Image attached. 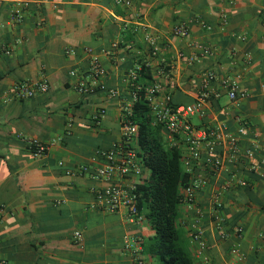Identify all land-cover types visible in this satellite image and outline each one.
<instances>
[{
  "label": "crops",
  "instance_id": "0c3cea01",
  "mask_svg": "<svg viewBox=\"0 0 264 264\" xmlns=\"http://www.w3.org/2000/svg\"><path fill=\"white\" fill-rule=\"evenodd\" d=\"M123 1L0 0V44L10 51L0 56V264H126L123 236H134L141 244L152 236L147 221L132 225L124 211L96 206L95 192L106 182L78 171L103 165L91 157L120 138L124 106L132 97L129 76L141 62L160 85L158 95L178 106L195 102L208 71L238 79L247 93L235 108L213 82L212 94L218 96L208 101L206 117L188 121L196 128L224 124L228 131L244 121L248 131L241 146H259L252 160L256 169L245 163L235 177L246 186L220 196L218 227L210 198L231 181L230 175L196 167L195 175L208 181L197 197L201 216L181 206L178 224L194 264H264V0H131L129 6ZM16 6L22 11L18 22L12 17ZM220 10L227 15L223 27ZM199 21L210 29L201 28ZM179 24L187 27V36L173 33ZM146 34L155 41L151 47ZM192 42L210 47L212 54L188 64ZM92 57L116 97L76 92L77 79L88 75ZM72 70L79 75L71 77ZM43 79L49 85L45 94L13 97L14 85ZM101 109L104 114L95 121ZM30 139L43 144L45 153L36 154ZM147 176L144 169L138 179ZM128 181L137 179L122 182ZM196 218L206 244L201 254L188 235ZM235 227L241 228L239 235ZM75 231L82 236L80 244L73 239ZM235 245L243 261L231 256ZM142 257L143 264L156 263L144 252Z\"/></svg>",
  "mask_w": 264,
  "mask_h": 264
},
{
  "label": "built area",
  "instance_id": "2783aa9c",
  "mask_svg": "<svg viewBox=\"0 0 264 264\" xmlns=\"http://www.w3.org/2000/svg\"><path fill=\"white\" fill-rule=\"evenodd\" d=\"M131 0H124L123 4L129 6ZM21 9L14 8L13 20L18 22L21 17ZM220 26L227 23V15L224 10H220ZM201 28L209 30L210 26L199 21ZM264 25V18H263ZM177 36L185 37L188 35V29L184 24H179L173 29ZM238 39L242 40V36ZM145 41L149 47L153 46L155 41L149 34L145 35ZM264 43V38L262 39ZM193 53L187 57L188 64L199 62L201 59L212 54V49L200 42L190 44ZM91 53L90 49H85ZM10 51L4 45L0 44V56L9 55ZM66 55H74L73 50H65ZM181 57V54H179ZM139 69V68H136ZM89 72L91 75L89 76ZM78 72L72 70L69 72L71 77H76ZM104 73L98 59L92 57L88 67V75L81 74L75 84V90L82 95H88L95 92H104L108 98L117 96V91L108 88L103 80ZM130 79L136 77V70L130 73ZM130 81V80H129ZM218 82L225 90L228 103L237 108L239 100L246 98L247 93L240 90L238 79L227 76H219L213 71L204 74L200 83L199 93L194 103L189 105H180L173 107L169 96L160 97V85L155 83L146 88V99L149 102L152 122L155 125H161L165 132V141L168 146L176 148L182 152L181 164L183 170L189 174L190 182L188 185L180 188L182 206L190 214L201 216L200 209L196 207L198 193L207 185V179L200 174L194 173L196 167L212 173H228L230 182H226L211 195L212 213L216 214L215 221L220 226V217L218 212L222 207L220 196L223 192L236 187H245L246 181L237 179L235 174L238 170L243 169L245 163L249 169L255 170L256 165L252 163L257 144H252L248 148L241 146V139L247 135V124L244 121L239 123L235 131H228L224 124H218L214 127L196 128L192 126L188 118L198 116L203 119L207 114V104L212 96L218 95L213 93L211 84ZM49 85L45 79L35 83L22 82L12 88L13 97L16 99H28L37 94H45ZM212 94V95H211ZM136 99V94L132 93L131 101L124 106V115L120 122V138L107 149H99L91 157L93 161L100 160L103 165L89 171L87 166H80L79 173H88L94 181H105L106 185L95 192V204L101 209L109 212L124 211L126 220L132 225H141L146 221L145 213L137 208L136 181L122 182L137 179L143 174L144 166L138 155L136 141V126L129 119L132 102ZM104 114L101 109L94 116L97 121ZM29 145L35 149L36 154L45 153L46 147L36 139H30ZM59 165H62L60 162ZM67 175H72V171H66ZM236 235L241 233V228H233ZM188 235L191 243L196 246L197 253L201 254L205 250L206 244L203 240V229L199 225V219L196 218L189 223ZM73 239L76 243L82 242L80 232L73 233ZM123 250L128 254L129 260L126 264H143V246L139 240L131 235H125L122 238ZM231 256L236 261H243L244 255L239 252L238 246L235 245L230 249Z\"/></svg>",
  "mask_w": 264,
  "mask_h": 264
},
{
  "label": "trees",
  "instance_id": "16d2710c",
  "mask_svg": "<svg viewBox=\"0 0 264 264\" xmlns=\"http://www.w3.org/2000/svg\"><path fill=\"white\" fill-rule=\"evenodd\" d=\"M138 68L128 87L136 94L129 119L137 128L138 155L148 171L147 177L136 181L137 208L145 213L152 231V236L142 243L143 251L160 264H194L178 224L182 206L179 191L189 184L190 176L183 170L182 152L168 146L164 129L152 122L146 88L156 81L150 66L141 62Z\"/></svg>",
  "mask_w": 264,
  "mask_h": 264
},
{
  "label": "rangeland",
  "instance_id": "374dc122",
  "mask_svg": "<svg viewBox=\"0 0 264 264\" xmlns=\"http://www.w3.org/2000/svg\"><path fill=\"white\" fill-rule=\"evenodd\" d=\"M147 173H148V171H147ZM179 230H180V232H181L182 236H184V235H183V232H182V230H181V228H180V227H179ZM155 262H156L155 264H160V262H158L157 260H156Z\"/></svg>",
  "mask_w": 264,
  "mask_h": 264
}]
</instances>
